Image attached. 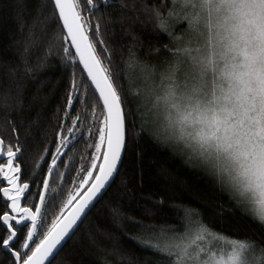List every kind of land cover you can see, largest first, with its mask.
<instances>
[{
    "label": "snow or ice",
    "instance_id": "snow-or-ice-1",
    "mask_svg": "<svg viewBox=\"0 0 264 264\" xmlns=\"http://www.w3.org/2000/svg\"><path fill=\"white\" fill-rule=\"evenodd\" d=\"M169 3L168 15H177L176 0ZM15 4L3 7L12 8L29 39L19 62H10L4 73L3 108L23 109L28 82L43 62L30 64L28 53L48 35L50 24L62 35L58 43L49 38V54L55 46L71 72L42 150H33L30 133L25 130L21 138V129L5 114L9 131L0 134V264H58L64 246L120 174L129 150L135 158L143 156L134 149L144 136L198 165L264 227V0H180L188 37L174 50L182 59L161 74L167 82H152L148 65L130 52L127 63L144 72L143 90L125 88L105 36L116 24L139 20L141 13L158 19L163 28L160 8L147 0H86L85 14L80 0H42L38 14L25 22L20 0ZM101 5L120 11L113 16L101 12ZM81 140L77 163L75 145ZM187 207L180 232L133 220L142 231L130 238L157 253L158 264H264V239L228 237ZM113 212L119 218V210ZM153 215L145 210V217ZM206 239L225 240L230 247L217 253ZM257 249L259 254L249 258Z\"/></svg>",
    "mask_w": 264,
    "mask_h": 264
},
{
    "label": "trees",
    "instance_id": "trees-1",
    "mask_svg": "<svg viewBox=\"0 0 264 264\" xmlns=\"http://www.w3.org/2000/svg\"><path fill=\"white\" fill-rule=\"evenodd\" d=\"M131 2L132 0H109L110 4ZM4 3L12 5V8L16 7L15 0H3L0 3V92L7 83L4 73L10 62H19L24 44L29 39L25 34L27 29L21 31V22L15 18L12 8L3 7ZM41 3L42 0H20L19 6L25 22L31 21L38 14ZM80 3L87 14L86 0H80ZM147 3L160 8L163 28L158 19L141 13L139 20H125L123 26L116 24L105 36L107 46L112 49L115 71L126 89L136 87L132 74L134 69L140 68L127 63L130 52L148 66L155 65L172 56L177 45L176 37L186 27L185 20L177 19L181 14L177 1L175 7L178 14L174 16L168 15L169 9L173 7L169 0H147ZM45 11L47 13L51 9ZM100 11L115 16L120 9L109 7L105 10L101 5ZM36 35H39V31ZM60 35L62 34L56 24H50L48 35L35 48H30L29 63L43 62L40 63V71L35 78L28 82L23 109L17 112L4 109L0 104V134L9 131L5 124L7 113L8 119L14 120L21 129V138L25 130L30 133L33 150H42L45 134L51 135L57 122V109L64 103L71 68L61 63L55 46L52 47L51 54L48 49L49 38L58 43ZM144 127L151 130L147 117ZM75 147L76 162L79 163L84 148L83 141H78ZM132 151L133 149L129 150L120 174L91 210L76 236L64 246L57 258L58 264L60 261L64 264H158L161 257L157 253L130 238L140 235L142 231L133 220L155 223L157 227L163 226L179 232L187 223V206L202 213L203 221L216 232H223L228 237L248 236L257 241L264 239V227L249 219L214 178L198 165L187 161L178 153L174 157L162 145H155L147 136L141 138L139 147L134 149L136 152H143V156L135 158ZM125 179L126 185L122 183ZM114 209L119 210V218L114 216ZM146 209L154 214L151 218L144 216Z\"/></svg>",
    "mask_w": 264,
    "mask_h": 264
},
{
    "label": "rangeland",
    "instance_id": "rangeland-1",
    "mask_svg": "<svg viewBox=\"0 0 264 264\" xmlns=\"http://www.w3.org/2000/svg\"><path fill=\"white\" fill-rule=\"evenodd\" d=\"M178 3V7H179V11H180V15L177 17V19L179 20H185L186 22V27L183 31H181V33L178 35V37H176L177 40V45H176V49L183 47V45L185 44V41L187 40L188 37V24H187V20L183 18V13L185 11L184 8L181 7L180 5V0H176ZM178 58L182 59V56L179 53H176L173 51L172 56L170 57H166L164 58L161 62L155 64V65H150L148 66V69H146L145 71L148 72L150 74L151 77V81L154 82L155 84H161V83H166L167 81H161V74L162 73H167L168 70V66L170 63L176 61ZM132 79L134 81V84L136 87H140L141 90H143V86L146 83L145 79H144V72L141 71L140 68L134 69V72L132 74ZM148 122L150 123V118L147 117ZM180 232V231H179ZM206 246H211V249L214 251H217V253H219V251L221 249H223L225 251V253L227 252V250L229 249L230 245L225 241V240H216V241H211L206 239L204 241ZM258 255L259 251L256 250L255 253H249V258H251L252 255Z\"/></svg>",
    "mask_w": 264,
    "mask_h": 264
},
{
    "label": "water",
    "instance_id": "water-1",
    "mask_svg": "<svg viewBox=\"0 0 264 264\" xmlns=\"http://www.w3.org/2000/svg\"><path fill=\"white\" fill-rule=\"evenodd\" d=\"M108 189H109V188H108ZM106 192H107V191H106ZM106 192H105V193H106Z\"/></svg>",
    "mask_w": 264,
    "mask_h": 264
}]
</instances>
